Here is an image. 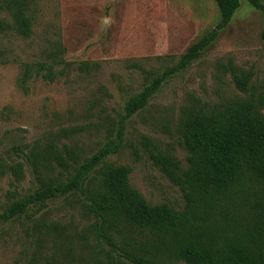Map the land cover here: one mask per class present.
Segmentation results:
<instances>
[{
  "label": "rangeland",
  "instance_id": "1",
  "mask_svg": "<svg viewBox=\"0 0 264 264\" xmlns=\"http://www.w3.org/2000/svg\"><path fill=\"white\" fill-rule=\"evenodd\" d=\"M0 3V23L11 25L0 29V211L41 182L69 175L55 164H41L39 181L31 147L68 145L80 160L90 157L116 139L128 98L220 21L215 0H31L26 8L31 33L23 37L4 0ZM229 66L252 71L255 84L264 81V16L248 0H239L198 58L123 121L121 148L106 161L129 166V184L149 203L180 209L184 200L180 188L153 165L144 140L184 164L178 130L183 112L242 95ZM16 163L22 164L20 178L9 168ZM81 197L80 192L62 195L0 222V264H30L32 257L34 264L46 259L95 264V258L105 263L108 250L121 264H137L121 255V247L148 257L150 264H184L164 248H152L157 237L130 227L112 232L111 245L92 230Z\"/></svg>",
  "mask_w": 264,
  "mask_h": 264
},
{
  "label": "trees",
  "instance_id": "2",
  "mask_svg": "<svg viewBox=\"0 0 264 264\" xmlns=\"http://www.w3.org/2000/svg\"><path fill=\"white\" fill-rule=\"evenodd\" d=\"M30 1L4 0L13 17V28L23 37L31 33V18L26 11ZM248 1L264 16L260 0ZM215 2L220 21L180 54L174 65L157 73L128 98L116 139L83 160L68 145L62 149L53 144L43 150L37 145L30 148V162L39 181L41 164H55L69 175L64 181L50 178L25 197L13 199L0 211V222L28 214L34 204L80 192L84 212L93 218L92 230L113 246L111 233L126 226L157 237L152 248H164L184 264H264V81L253 83L252 71L229 66L234 86L242 95L207 109L183 112L178 130L186 151L184 164L144 140L153 165L180 188L184 200L180 209L167 203H149L129 184V166L106 161L109 154L121 148L123 121L143 109L166 79L198 58L239 6V0ZM10 26L0 23V29ZM51 75L49 72L46 76ZM9 168L17 178L22 176L21 163ZM105 255V263L95 258V264H121L110 250ZM121 255L131 263L150 264V259L137 251L121 247ZM31 260L34 264L35 258Z\"/></svg>",
  "mask_w": 264,
  "mask_h": 264
}]
</instances>
